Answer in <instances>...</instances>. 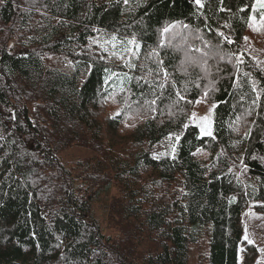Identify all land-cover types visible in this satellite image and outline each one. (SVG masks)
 Segmentation results:
<instances>
[{
	"label": "trees",
	"instance_id": "obj_1",
	"mask_svg": "<svg viewBox=\"0 0 264 264\" xmlns=\"http://www.w3.org/2000/svg\"><path fill=\"white\" fill-rule=\"evenodd\" d=\"M262 5L0 0V264H189L202 237L204 264H258L243 215L264 214ZM198 98L210 136L189 122ZM72 145L92 154L66 166Z\"/></svg>",
	"mask_w": 264,
	"mask_h": 264
},
{
	"label": "rangeland",
	"instance_id": "obj_2",
	"mask_svg": "<svg viewBox=\"0 0 264 264\" xmlns=\"http://www.w3.org/2000/svg\"><path fill=\"white\" fill-rule=\"evenodd\" d=\"M96 1L98 3H105L109 0ZM255 1L259 4H264V0ZM245 38L249 45L256 46L257 44L259 46H262L261 42L257 43V40L251 34L249 29L246 30ZM90 43L101 46L105 51H107L109 55H111L114 60L117 61L122 60V55H125L126 59L131 55V48H129L128 51H123V49L118 46L119 42L115 40H98L96 37H93L90 39ZM61 60H63L61 57L47 56L46 58H44V64L45 66H57L61 65ZM64 66H67V64L65 63ZM214 107V104H209L201 98H198L193 104L189 122L190 124L195 125L199 128L200 134L202 136H210L213 133L212 113ZM202 129L204 131H202ZM173 146L174 145L171 144L169 139H165L154 146V155L157 157L164 155L171 151ZM91 154L92 152L89 148L72 145L70 148L63 151L59 155V158L62 163L66 164V166H72L74 161L88 157ZM115 193V188H113L110 193L111 197L115 195ZM98 207H96L95 213L100 221L102 230L105 233H108L103 215L101 214L102 211ZM243 222L245 238L255 245L258 251V264H264V214L254 212L251 208H249L243 215ZM207 253L208 239L207 237H202L196 244H193L191 246L189 264L203 263L207 257Z\"/></svg>",
	"mask_w": 264,
	"mask_h": 264
},
{
	"label": "snow or ice",
	"instance_id": "obj_3",
	"mask_svg": "<svg viewBox=\"0 0 264 264\" xmlns=\"http://www.w3.org/2000/svg\"><path fill=\"white\" fill-rule=\"evenodd\" d=\"M196 2H197V3H199V2H200V0H196ZM262 6H264V5H262ZM165 31H167V29H165ZM202 131H204V130L202 129Z\"/></svg>",
	"mask_w": 264,
	"mask_h": 264
}]
</instances>
